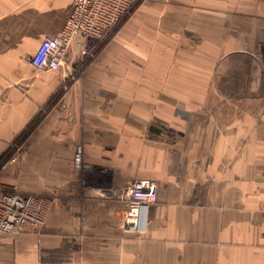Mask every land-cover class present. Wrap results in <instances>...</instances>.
Segmentation results:
<instances>
[{
    "label": "crops",
    "instance_id": "1",
    "mask_svg": "<svg viewBox=\"0 0 264 264\" xmlns=\"http://www.w3.org/2000/svg\"><path fill=\"white\" fill-rule=\"evenodd\" d=\"M180 1L158 45L79 36L42 71L28 59L73 0H0V187L51 202L38 232L0 235V264H264V0ZM132 179L158 184L140 227Z\"/></svg>",
    "mask_w": 264,
    "mask_h": 264
},
{
    "label": "built area",
    "instance_id": "2",
    "mask_svg": "<svg viewBox=\"0 0 264 264\" xmlns=\"http://www.w3.org/2000/svg\"><path fill=\"white\" fill-rule=\"evenodd\" d=\"M136 0H73V8L61 33L45 37L28 62L37 70H59L72 43L79 36L85 40H101L130 11ZM261 63L264 81V42L261 46ZM74 168L86 171L91 165L85 162L83 146L76 148ZM157 181L132 179L122 188L131 203L127 220L140 227L145 224L148 209L157 200ZM50 199L42 195L3 191L0 187V235L36 233L44 225L50 209Z\"/></svg>",
    "mask_w": 264,
    "mask_h": 264
},
{
    "label": "rangeland",
    "instance_id": "3",
    "mask_svg": "<svg viewBox=\"0 0 264 264\" xmlns=\"http://www.w3.org/2000/svg\"><path fill=\"white\" fill-rule=\"evenodd\" d=\"M181 3L183 2L180 0H136L133 6L131 7L130 11L108 32V34L103 39L99 40L98 42H95V44L96 43L105 44L111 39V37L113 36L115 37L121 31H123V29L127 28L130 25H134V27L138 30H143V29L148 30L149 31L148 35L151 38L152 44L158 45L159 35H160L159 33L161 31L160 25L162 24V22L159 21L160 16L165 15L166 13H174L176 11L183 12L187 10L189 12L190 6L181 5ZM138 15H143L144 18L137 19ZM134 20H138V21L135 22ZM262 79H263V71H262ZM261 97L264 99V93L261 95ZM153 125H154L155 130L158 131V129L160 128V125L158 124V122H154ZM25 136L26 135L24 134L23 137L16 140L14 144L16 145L21 144ZM13 147L10 149V151L7 153L5 157L8 158L11 155V153L13 152V149H15ZM101 170H102L101 173H103V176L107 178L110 177V174H111L110 168L102 167ZM72 171L74 173H77L78 175H81L82 181L84 183L86 180H85V177L83 176L86 173L96 174V172L94 171V168L92 167L86 171H77L73 167ZM96 175H95V178H96ZM96 184L99 185L98 183H94V185ZM108 184L109 182H106V183H103L102 186L107 187Z\"/></svg>",
    "mask_w": 264,
    "mask_h": 264
}]
</instances>
